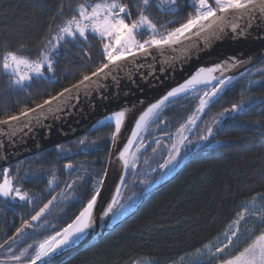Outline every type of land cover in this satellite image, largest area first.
I'll return each mask as SVG.
<instances>
[{"label": "trees", "instance_id": "16d2710c", "mask_svg": "<svg viewBox=\"0 0 264 264\" xmlns=\"http://www.w3.org/2000/svg\"><path fill=\"white\" fill-rule=\"evenodd\" d=\"M96 1L105 0H0V121L43 104L107 63L104 40L89 33L87 41L80 37L61 41L51 57L54 71L45 66L43 76H33L22 85L15 84V77L2 67L9 52L30 61L41 60L60 27L73 16L79 18L77 5ZM119 2L131 11L128 20H137L140 12L146 14L157 26V39L195 15L193 0H176L174 5L150 0L147 7L141 0ZM139 38L151 39L150 31H140ZM249 71L252 76L244 77ZM193 95L185 94L165 105L137 141L132 153L137 159L125 176L126 191L119 206L128 207L115 227L62 264H127L139 257L171 262L213 241L245 199L264 194V59L241 73L207 107L179 150V165L160 180L161 165L179 148L177 136L197 111L199 99ZM240 105L247 111L184 163L206 141L201 138H208V129L223 119L225 111ZM114 136V123L101 125L60 145V154L55 148L46 150L14 163L0 176L9 177L14 187L21 186L28 195L22 204L0 198L1 263H29L35 243L77 217L92 198L95 182L102 180ZM141 146L144 149L139 151ZM68 162L74 168L69 172L65 169ZM158 184L161 187L143 202ZM49 200L52 204L35 230L13 240L17 230ZM18 254L20 258L13 260Z\"/></svg>", "mask_w": 264, "mask_h": 264}, {"label": "water", "instance_id": "95a60500", "mask_svg": "<svg viewBox=\"0 0 264 264\" xmlns=\"http://www.w3.org/2000/svg\"><path fill=\"white\" fill-rule=\"evenodd\" d=\"M232 25H237L235 30H233ZM186 35L189 38H181L179 44L148 47L147 55L143 51L133 50L134 55H128L125 60L119 61L118 65H110V69H106L105 73L98 76L89 75L92 76V79L85 82V85H81L79 88H74V85L67 87L72 89V92L65 93V98L62 99L59 110H56V102H53L51 111L48 110L47 105H45L43 111L36 106L33 108L36 109V112H29L27 117L19 115L20 119L17 121L8 124L0 123V170L10 167L27 157L35 156L53 148L60 153V145L101 126L86 130L90 123L99 116L107 114L110 110L119 108L121 105L135 104L142 106L153 101L154 98L162 95L186 75L204 67L206 63L216 60L221 55H227L231 52L241 54L242 64L232 73L236 79L241 73L248 71L264 59V12L260 11L259 8L250 10L247 13L240 12L235 15H228L223 23L222 30L213 25L212 28L200 33V35H194L193 33ZM79 83L77 82L75 85H79ZM61 92H64V90ZM223 92L224 90L221 91V93ZM247 109L242 105L237 110H233V106L227 109L223 119L211 127L212 134L185 159L184 163L188 164V161L196 156L198 152L214 142L224 128L234 119L244 114ZM204 113L197 117V124ZM133 123V121H130L121 131L120 136L117 137L115 132L106 165L107 168L99 186L101 195L97 198V203L93 208V229L84 232L73 243L61 248L51 256L38 260L36 264H62L73 258L78 252L93 246L118 223L117 221L114 223L113 217L124 200L121 195L123 191H126V188L123 187L125 176L129 170L127 165L128 169L125 171L126 166L122 161L121 151L131 136ZM194 127L191 131L185 133L178 150L182 149L185 140L194 131ZM136 143L129 155L133 153ZM123 178L124 182L119 200L109 217L103 220L104 209L113 200L117 187ZM161 185H156L154 189L146 193L142 201H146ZM16 201L20 202L21 200L17 198ZM47 205L48 207L44 209L39 219L33 220L31 218L17 230L12 239H16L23 232H32L34 230L33 225L38 224L46 215L50 207L49 203ZM26 264H31V261Z\"/></svg>", "mask_w": 264, "mask_h": 264}, {"label": "snow or ice", "instance_id": "6c2138e0", "mask_svg": "<svg viewBox=\"0 0 264 264\" xmlns=\"http://www.w3.org/2000/svg\"><path fill=\"white\" fill-rule=\"evenodd\" d=\"M141 2L145 7L150 4V0H141ZM162 3L174 5L176 0H162ZM193 7L195 15H189L186 23L181 24L180 27L175 28L174 30L167 31L157 39V26L153 24L149 17L144 15L143 12L139 13V18L137 20H133L131 23L126 22L125 17H130L131 11L126 4L120 3L119 0H112L111 3H96L91 6L90 11L88 6L80 4L77 5L79 18L73 16L71 19L67 20L62 27H60L57 37L54 38L55 42H53V40L48 41L50 48L48 51L42 53L41 60L30 61L24 57H18L15 53L9 52L3 58L2 67L6 72L15 77L13 81L15 84L22 85L25 81H30L33 76H43L45 66H47L49 72L54 71L51 57L60 46L61 41H65L68 37L73 39L80 37L87 41L88 34L92 33L98 35L101 40L107 41L103 44L102 50L107 63H103L96 72L92 73V76H98L101 73H105L106 69H110V65H118V62L125 60L128 55H134V49L143 51L147 55L148 47H162L179 44L181 43V38H189L186 35L188 33L200 35V33L206 32L208 29L212 28L213 25H216L217 28L222 30L223 23L228 15H235L240 12L247 13L255 8H259L260 11L264 12V0H193ZM232 27L233 30H235L237 25H232ZM141 29L149 30L151 33V39L140 43L136 39L135 34L137 30ZM193 30H195V32H193ZM217 70H219V66L212 69H200L196 76L187 81L185 85L170 91L167 96L164 97V100H167L168 97L176 96L180 92L186 91L189 86L196 83H208L209 81L207 79H200L201 75L205 72L211 73ZM92 76L85 75L79 85H74L73 87L79 88L81 85H85V82L91 81ZM213 79H215V77H213ZM230 80L231 77L228 78V81L221 80L219 83L223 85L226 82H230ZM71 92L72 89L66 88L64 92L59 93L57 96H53L49 100H45L43 104L37 105V108L43 111L45 105H47L48 110L51 111L53 102H56V110H59V105L62 102V99L65 98V93ZM205 95L209 96L208 93H205ZM214 95H216L215 90L211 93V96ZM211 96H209V99ZM160 103L162 104L163 101ZM207 103V100L202 99L200 101L201 108L199 110L202 111ZM159 106L160 104L152 105V107L148 109V112H152L154 109L159 108ZM237 108L238 106H233V110H237ZM29 112L34 113L36 112V109L22 112L21 116L27 117ZM125 115L126 112L122 110L115 113L113 117L108 118L109 120H115L116 133H119ZM19 119L20 116H9L7 120L0 121V123L8 124ZM140 119L142 122L144 117L142 116ZM189 123H194V120L190 119ZM136 127L137 129H140L141 123H137ZM211 134L212 131L211 128H209L208 135ZM136 135V133H133L134 137ZM201 139H207V136H204ZM129 143H131V141ZM124 151L127 152L128 149L125 148ZM177 155H179L178 149H176L174 153H169V160L165 161L161 167L167 168L169 164L175 160ZM68 167L70 168L71 165H68ZM100 195V189L97 188L86 207L76 218V221H74L72 225H69L68 228H65L63 234L57 233L56 236L50 237L49 240H46L41 244L35 258L31 261V264H36V262L43 257L49 256L50 254L55 253L58 249L73 243L74 238H79L87 228L91 227V211L97 203V198ZM0 196L13 199L19 198L20 200L28 199L27 193H21L20 190L15 188L8 180H5L3 184H0ZM50 203L51 201H49V204ZM252 203L255 204V201H252ZM113 204H115V201H113ZM47 207L48 205H45L36 216L32 217V219H39L40 215L43 214L44 209ZM111 211L112 207L110 206L108 212ZM247 212L248 210L245 209V212L240 213L238 218L234 221L235 227L232 231L233 237L238 235L240 222L245 219V213ZM252 214L256 215L261 222H264V212ZM105 215H107V213H105ZM57 236L60 237L59 240H57ZM232 244L233 240L229 238L225 247ZM223 250V248L217 249L218 252H223ZM26 251L27 250H25V252ZM24 254L25 253H21V255ZM19 258L20 257H13V259ZM226 264H264V230H262L259 235L252 238L251 242L243 251L227 260Z\"/></svg>", "mask_w": 264, "mask_h": 264}, {"label": "rangeland", "instance_id": "374dc122", "mask_svg": "<svg viewBox=\"0 0 264 264\" xmlns=\"http://www.w3.org/2000/svg\"><path fill=\"white\" fill-rule=\"evenodd\" d=\"M104 2L111 3L110 1H107V0H105V1H96V2H94V3L90 4V5H86V6L89 7V11H90L92 5H94L96 3H104ZM144 15H146V14H144ZM125 19H126V17H125ZM131 21H133V20L126 19V22H128V23H131ZM142 30H144V29L137 30V32L135 34L136 35V39L140 43L144 42V41L140 40V38H139V32L142 31ZM147 31H149V30H147ZM105 42H107V41L104 40V43ZM243 76L244 77H249V76L251 77L252 74L249 71V72H246ZM235 79L236 78L233 77L231 82L234 81ZM214 86L215 85H211V87L210 86H206L204 88L203 87L202 88H198L195 91H193V94H194L193 96L194 97H198L199 102H198V106H197V111L190 117V119H192L194 121L197 120V117L201 114L198 111V107L201 105L200 101L202 99L203 100L209 99V96H211V93L214 90L216 91V89H217V87L216 86L214 87ZM227 86L221 87L220 90L217 91L216 95L211 96L212 100L214 98L216 99L218 97V95L221 93V91L225 90ZM205 93H208L209 96H206ZM158 111H159V109L155 113H153V117L150 119V121L152 120V122H153V119L158 114L157 113ZM189 128H190V126L186 125V127H184L181 130V132L178 134V136H177L178 139H176V140H180L181 141L184 138L185 133L191 131V129L189 130ZM179 146H180V144H179ZM142 147L143 146H141L139 151L144 149V147L143 148ZM131 155L132 156H131L130 162L128 164L129 170L133 167V165H134V163H135V161L137 159L135 153L131 154ZM178 160H179V156L177 155L175 157V160L172 161L167 168H164V171H163V174H162L163 177L160 180L166 179L167 176H169V174H171L170 172L173 171L179 165ZM5 180H8L10 183H12L11 179L9 177L4 176L2 179H0V184H3ZM101 182H102V180L101 181L100 180L96 181L95 185H94V189L99 188ZM0 198H5V197L0 196ZM252 201H255V204H253ZM241 204L242 205H241L239 211L235 214L236 215L235 218L229 224H227L226 229L224 230V232L221 235L217 236L215 239H213V241L203 245L202 248H199V249H197L196 251H193L190 254L184 255V256H182L179 259L172 260L171 262L159 263V262H157V260H155L152 257H139L138 259L132 260V261L128 262L127 264H201L203 262H209V263L210 262H216V264H226L227 260L233 258L234 256L238 255L241 251H243L244 248L248 246L249 242H251V239L254 238L256 235H259L260 232L262 230H264V222H261L257 218L256 215L252 214V213L264 212V194H256L254 197H252L250 199H245L244 202L241 203ZM127 207L128 206L120 207V208L117 209L118 211H116L117 213H115V215L113 217L114 223H115V221H117V219L119 217L120 218L122 217L121 215L125 212ZM245 209H247L248 212L245 213V219L240 222L238 235L233 237L232 236V231H233V229L235 227L234 226V221L238 218V215L240 213L245 212ZM53 235H55V234H53ZM229 238H231L233 240V244L229 245L228 247H225V245L228 243ZM38 243L33 245V246H35L34 250L31 253V257H33V258H35L36 253L38 251V246H37ZM218 248H223L224 249L223 252H218L217 251ZM19 255L20 254H18L15 257H19Z\"/></svg>", "mask_w": 264, "mask_h": 264}, {"label": "bare ground", "instance_id": "6f19581e", "mask_svg": "<svg viewBox=\"0 0 264 264\" xmlns=\"http://www.w3.org/2000/svg\"><path fill=\"white\" fill-rule=\"evenodd\" d=\"M242 60H243V58H242V56H241V54L239 52H237V53L236 52H231V53H229L227 55H221L216 60H214L212 62H209V63H206L205 66L202 67L203 69H212V68H216L217 66H219V70L213 71L211 73L205 72V73H203L201 75L200 79H207L209 81L208 83H196L194 85L189 86L186 91L180 92L176 96H171V97H168L167 100H164V97L167 96V94L170 91H172V90H174L176 88H179L182 85H185L187 83V81L191 80L194 76H196L197 72H199V70L202 69V68H199V69L195 70V72H193V73H191L189 75H186L182 80L176 82L172 87H170V89L166 90L162 95L154 98L153 101H150V102H148V103H146V104H144L142 106H137L135 104L121 105L119 108L110 110L109 113L101 115V116H99V118L93 120L86 130H89V128H95V127H98L99 125H103V124L110 123V122L115 124V120L114 119L109 120L108 118L109 117H113V115L115 113L119 112V111L123 110V111L126 112V115H125V117H124V119H123V121L121 123L120 131H119V133H116L117 137L120 136L121 135V131L126 127V125H128V123H130V121L134 122L133 123V127H132V131H131V136H130L129 140L126 143V146L121 151V154L123 155L122 156V161L125 163V166H126L125 171H126L128 169L127 165L129 163L130 156H131V155H129L130 151L133 148V146L135 145V143L137 142V140L141 137V135L143 134V132L147 128V126L152 122V120L150 121V119L153 117V113H155L158 109H159V111L157 113H159L164 108V106L167 103H169L170 101L174 100V98H177V97H180V96H184L185 94L191 93V92L195 91L198 88H202V87L204 88L206 86H210L211 87V85H215L217 87V89H216V93H217V91H219L221 87L227 86L228 83H229V82H226L225 84L221 85L219 83V81H221V80L228 81L229 77H231V80H232V78L234 77V74H232V73L235 72L238 69V67L242 64L241 63ZM213 77H215V79H213ZM213 100H215V98ZM213 100H212V98L207 99V101H208L207 105L203 108L202 111L199 110L201 108V105H200L198 107V111L200 113L205 112L207 110V107L211 104V101H213ZM161 101H163L162 104L160 103ZM155 104H160L159 108H156L152 112L149 113L148 109L151 108L152 105H155ZM142 116L144 117V119L141 122L140 118ZM137 123H141V128L140 129H137V127H136ZM196 124H197V120H195L194 123H189L188 122L187 125L190 126L189 130L192 129ZM133 133H136L137 135L134 137ZM130 141H131V143H129ZM125 148L128 149L127 152L124 151ZM123 182H124V178L122 179V181L118 185L117 190H116V192H115V194L113 196V200L104 209L105 211L103 213V220L107 219V217H109L110 213L114 209L115 204L118 202V200H119L118 198H119L120 192L122 190L121 187L123 185ZM113 201H115V204H113ZM110 206L112 207V211L108 212V208ZM83 209L81 211H83ZM105 213H107V215H105ZM92 217H93V209L91 211V227L87 228L85 230V232L90 230V229H93L94 222H92ZM74 221H76V219ZM74 221H72L71 224H69V225H72L74 223ZM69 225H67L66 227H64L63 229H61L57 233L63 234L64 229L68 228ZM56 234L55 235H50V237L56 236ZM80 236H82V235H80ZM50 237H48V238H46V239H44V240H42V241H40L38 243V245H37L38 246V251H39L40 245L43 244L46 240H49ZM59 239H60V237L57 236V240H59ZM76 239L77 238H74V240H76ZM59 250H61V249H58L57 251H59ZM49 256H51V254ZM49 256H45L43 258H46V257H49ZM0 264H2V263H0ZM18 264H21V263H18Z\"/></svg>", "mask_w": 264, "mask_h": 264}, {"label": "flooded vegetation", "instance_id": "af4514ba", "mask_svg": "<svg viewBox=\"0 0 264 264\" xmlns=\"http://www.w3.org/2000/svg\"><path fill=\"white\" fill-rule=\"evenodd\" d=\"M239 77H240V76H239ZM234 120H235V119H234ZM60 149H61V148H60ZM60 153H61V150H60ZM60 153H59V154H60ZM68 165H71V163L68 162V164L65 166V169H66L68 172H69L70 170L72 171L74 168H72V165H71V167L69 168ZM8 172H9V167H8V168H3V170H0V176H2L4 173L7 174ZM15 188L19 189L20 192L23 193V192H22L23 188H22L21 186H15ZM13 195H15V194H13ZM5 198H6V197H5ZM5 198H4V199H5ZM6 199H7L11 204H16V203L22 204V202H23L22 200H21L20 202H17V201H16L17 198H15V199H13V198H6ZM19 200H20V199H19ZM15 201H16V202H15ZM49 201H50V200H49ZM49 201H48V203H49ZM48 203H47V204H48ZM47 204H46V205H47ZM51 204H52V202L50 203V205H51ZM44 206H45V205H44ZM44 206H43V207H44ZM43 207H42V208H43ZM42 208H41V209H42ZM83 208H84V207H83ZM41 209H40V210H41ZM38 211H39V210H38ZM47 211H48V210H47ZM37 213H38V212H36L35 215H36ZM46 213H47V212H46ZM35 215H34V216H35ZM31 218H32V217H31ZM31 218H30V219H31ZM43 218H44V217H43ZM43 218H42V219H43ZM30 219H28L27 221H29ZM42 219H41V220H42ZM41 220H40V221H41ZM27 221H26V222H27ZM26 222H25V223H26ZM25 223H24V224H25ZM38 223H39V222H38ZM24 224H23V225H24ZM23 225H22V226H23ZM36 225H37V224H34V225H33V226H34V230H35V228H36ZM34 230H33V231H34ZM33 231H32V232H33ZM32 232H28V233H32ZM23 233H25V232H23ZM28 233H26V234H28ZM21 234H22V233H21ZM21 234H19V235H21ZM53 234H56V233H53ZM53 234H50V235H53ZM19 235H18V237H19ZM49 237H50V236H49ZM16 239H17V238H16ZM16 239H13V240H16ZM37 243H38V242H37ZM37 243H35V244H37ZM1 248H2V247H1ZM12 258H13V257H12ZM32 258H33V257H32ZM33 259H34V258H33ZM33 259H32V260H33ZM13 260H18V259H13ZM32 260H31V261H32ZM25 264H26V263H25Z\"/></svg>", "mask_w": 264, "mask_h": 264}]
</instances>
